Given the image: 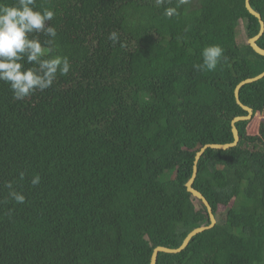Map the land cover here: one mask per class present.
<instances>
[{"label":"trees","instance_id":"obj_1","mask_svg":"<svg viewBox=\"0 0 264 264\" xmlns=\"http://www.w3.org/2000/svg\"><path fill=\"white\" fill-rule=\"evenodd\" d=\"M177 4L37 0L56 13L71 70L23 101L0 81V264H151L157 247L177 249L211 224L187 183L197 153L233 143L232 121L248 115L235 90L264 72L249 44L261 26L246 0H188L165 17ZM251 5L264 20V0ZM114 30L124 47L108 39ZM210 45L224 57L198 70ZM263 97L264 79L240 92L254 116ZM249 123L237 124V147L198 163L194 188L217 225L157 264H264V139Z\"/></svg>","mask_w":264,"mask_h":264},{"label":"clouds","instance_id":"obj_2","mask_svg":"<svg viewBox=\"0 0 264 264\" xmlns=\"http://www.w3.org/2000/svg\"><path fill=\"white\" fill-rule=\"evenodd\" d=\"M172 0H155L159 6L170 5ZM188 0L164 8V16L178 15V8ZM56 13L51 8H38L37 0H14L7 4L0 0V81L7 84L13 99L23 101L36 92H44L53 86L59 76H66L71 70L67 56L61 55L57 42L58 32L51 23ZM108 39L115 46L124 43L117 31L109 33ZM202 63L195 65L198 70L215 71L224 57V49L210 45L203 49ZM24 174H20L23 179ZM40 183L39 175L31 184ZM9 196L23 204L26 197L17 192L11 182L6 183Z\"/></svg>","mask_w":264,"mask_h":264},{"label":"water","instance_id":"obj_3","mask_svg":"<svg viewBox=\"0 0 264 264\" xmlns=\"http://www.w3.org/2000/svg\"><path fill=\"white\" fill-rule=\"evenodd\" d=\"M246 8L249 11V13L253 16H255L259 22H260V33L249 40V44L250 46L254 49V51L261 55L264 56V49L261 48L258 45V41L261 39V37L264 35V20L262 18V15L260 13H258L257 11H255L251 5V0H246ZM264 79V72L262 74H260L257 77L254 78H250L247 79L243 82H241L236 90H235V98H236V102L237 104L242 107V109H244L248 115L247 116H241V117H236L233 121H232V131H233V135H234V142L230 143V144H210V145H206L204 146L196 155V159H195V165H194V172H193V176L192 178L189 180V182L187 183V189L188 191L193 195V197L199 201H202L204 203V205L206 206L207 210H208V214L211 220V224L209 226H202L200 228H197L195 230H193L188 237L185 239L184 243L181 245V247L177 248V249H171V248H167V247H157L152 255V259H151V264H157L158 262V258L160 253H167V254H179L182 253L191 243L192 239L205 232L208 231L212 228H214L217 225V219L214 215L213 212V208L211 206V204L209 203V201L207 200V198L198 190H196L194 188V184L196 181V178L198 176V163L201 160V158L204 156V154L206 153L207 150L212 149V150H219V151H227L229 149L235 148L238 146V144L241 141V135L240 132L237 128V124L242 122V121H249L252 119V117L254 116V110L250 107L245 106L241 99H240V92L241 89L248 85V84H253L256 83L260 80Z\"/></svg>","mask_w":264,"mask_h":264},{"label":"rangeland","instance_id":"obj_4","mask_svg":"<svg viewBox=\"0 0 264 264\" xmlns=\"http://www.w3.org/2000/svg\"><path fill=\"white\" fill-rule=\"evenodd\" d=\"M240 35L242 36L241 39H243V42L248 41V38L246 37L242 26H240ZM262 100L263 102L260 110L258 111L256 116H253L252 119L249 120L250 123L247 125V132L248 135L259 136L264 139V97L262 98Z\"/></svg>","mask_w":264,"mask_h":264}]
</instances>
